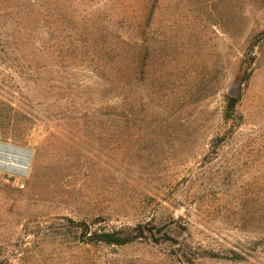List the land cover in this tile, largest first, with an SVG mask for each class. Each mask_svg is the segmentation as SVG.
Segmentation results:
<instances>
[{
  "label": "rangeland",
  "instance_id": "obj_1",
  "mask_svg": "<svg viewBox=\"0 0 264 264\" xmlns=\"http://www.w3.org/2000/svg\"><path fill=\"white\" fill-rule=\"evenodd\" d=\"M151 8L115 92L60 52L71 24L53 57L0 53V101L22 109L0 140L33 150L26 175L0 170L3 264H264V0Z\"/></svg>",
  "mask_w": 264,
  "mask_h": 264
},
{
  "label": "trees",
  "instance_id": "obj_2",
  "mask_svg": "<svg viewBox=\"0 0 264 264\" xmlns=\"http://www.w3.org/2000/svg\"><path fill=\"white\" fill-rule=\"evenodd\" d=\"M97 2L99 0H0V53H36L53 57L56 39H59L57 32L65 34L71 24L77 29L76 38L71 35L69 45L62 40L65 43H62L60 52L74 50L86 57V64L106 81L102 93L115 92L121 83L129 84L133 79L134 34L141 28L143 33L146 32L144 27L149 22L151 4L157 0H106L102 8L94 9L92 4ZM96 17L101 18L99 22ZM119 17L121 20L117 21ZM119 28L124 29V33ZM5 98L6 102L0 101V126L10 122L21 109L14 101ZM238 101L239 96L229 99V113L234 111ZM103 109L106 114H114L108 110L107 104ZM45 112L54 115L50 104ZM72 223L80 224L74 220ZM81 223L83 232L87 233L86 240L92 243L124 244L130 241L129 235H124L123 231H92L88 223Z\"/></svg>",
  "mask_w": 264,
  "mask_h": 264
},
{
  "label": "bare ground",
  "instance_id": "obj_3",
  "mask_svg": "<svg viewBox=\"0 0 264 264\" xmlns=\"http://www.w3.org/2000/svg\"><path fill=\"white\" fill-rule=\"evenodd\" d=\"M24 158V153L17 148H0V165L7 168L6 172L15 173L22 169L24 166Z\"/></svg>",
  "mask_w": 264,
  "mask_h": 264
},
{
  "label": "water",
  "instance_id": "obj_4",
  "mask_svg": "<svg viewBox=\"0 0 264 264\" xmlns=\"http://www.w3.org/2000/svg\"><path fill=\"white\" fill-rule=\"evenodd\" d=\"M4 147H14V148H17V149H19L20 151H22L24 153V156H25V158H24V166H23L22 169L16 171L15 173H18L20 175H26L28 167H29V164H30V161H31V157H32V154H33V150L30 149V148L18 146V145L11 144V143H8V142L0 140V148H4ZM0 170L6 171L7 168H5L4 166L0 165Z\"/></svg>",
  "mask_w": 264,
  "mask_h": 264
}]
</instances>
